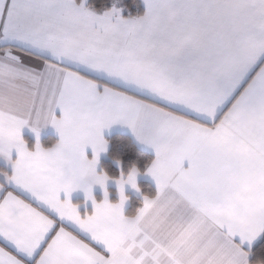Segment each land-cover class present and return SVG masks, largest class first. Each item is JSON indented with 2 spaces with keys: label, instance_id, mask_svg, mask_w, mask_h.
<instances>
[{
  "label": "snow or ice",
  "instance_id": "1",
  "mask_svg": "<svg viewBox=\"0 0 264 264\" xmlns=\"http://www.w3.org/2000/svg\"><path fill=\"white\" fill-rule=\"evenodd\" d=\"M143 3L124 18L0 0V264H249L241 245L264 232V0ZM114 124L155 151V192L131 215L140 170L97 172ZM48 125L59 140L42 147ZM77 189L91 213L67 198Z\"/></svg>",
  "mask_w": 264,
  "mask_h": 264
},
{
  "label": "crops",
  "instance_id": "2",
  "mask_svg": "<svg viewBox=\"0 0 264 264\" xmlns=\"http://www.w3.org/2000/svg\"><path fill=\"white\" fill-rule=\"evenodd\" d=\"M77 2H79V0H77ZM140 4H141V7L143 9V12H142V14H143L144 11L146 10V5L143 3V0H140ZM113 6H115L118 9H121L119 0H111L110 6H109L108 9L112 8ZM104 10H100V11L95 10V11H97L98 14H102V12ZM121 16L124 17L122 9H121ZM124 18H130V17H124ZM59 114H60L59 110H57V115L59 116ZM114 133H121V134L127 135L132 140L134 145L139 150H141V151L147 153L148 155H150L152 157V160L155 159V151H154V149H152L151 147H149V146H147L145 144L140 143L136 139V137L134 136L132 131L126 125L114 124L111 127L106 128V129H104L102 131V135H103V137H104V139L106 141H107V137H109L110 135H112ZM21 136L26 141V146L30 150H33L34 147H35V144L37 142V137H36V134L31 130V127L30 126H26L25 128H23L21 130ZM49 137L55 139L54 143L58 142V140H59V133L51 125H48V126L43 127V128L40 129L39 142H40L42 147H44L42 145V141L44 139H46V138H49ZM53 144H51L50 146H52ZM50 146H47V147H50ZM85 152H86L87 157L89 159H91L93 153H92V150H91L90 146L88 148H86ZM107 152H108V143H107V150L100 154L99 162L97 164V172L98 173L103 172L101 170L100 163H101V161L107 159ZM15 155H16L15 152H13V159H15ZM110 163H111V166L119 174V175H117V177H114V178H119L120 175H121L120 174L121 165L117 164V161H111ZM0 170L7 171L9 174H11V170H12L11 169V165L3 157H0ZM144 173H146V169H145V171L143 173H141L140 175L137 176V185L141 181L142 182H146L153 188V190L155 192V187L156 186H155L154 179L150 175H147V174H144ZM106 189H107V191L109 193V197H108L109 201L113 202V203L118 202L119 201V190H118V186L115 183L114 179H110L107 182ZM92 191H93V197L95 198L96 202H102V200L104 199V189H102L99 185H94ZM125 195L128 197V200L125 203V209H124L125 213H126L127 209L129 208L130 198L138 199L139 200V206H140L141 202H142V198L144 196V195H141L140 189H139V192H137L130 185H125ZM61 198H65V194L64 193H61ZM67 198H69L72 203H74V204H76L78 206V210L82 214L83 213H91L93 211L92 201L86 199L85 193H84V191L82 189L74 190L70 194V196L67 197ZM262 234H263V232H261L258 235V237L252 242L250 247H249V244H248L247 241L243 242V244L241 245L242 250L250 252L251 249L255 246V244L260 240ZM234 242L240 243V239H239L238 236L234 238ZM248 259H249V264H251L250 263V255H249Z\"/></svg>",
  "mask_w": 264,
  "mask_h": 264
},
{
  "label": "trees",
  "instance_id": "3",
  "mask_svg": "<svg viewBox=\"0 0 264 264\" xmlns=\"http://www.w3.org/2000/svg\"><path fill=\"white\" fill-rule=\"evenodd\" d=\"M119 2L120 7L123 10L124 17L138 16L143 12L140 0H119ZM110 3L111 0H87V5H90L97 11L108 9ZM54 142L55 139L49 137L42 141V145L47 147ZM107 142V159L101 161L100 167L101 170L109 177H117V175H119L118 172L111 166V161H119V164L121 165L120 174L123 172L126 175L133 165H135L140 172L143 173L152 160V157L139 150L127 135L114 133L107 137ZM138 187L141 195H151L154 193L153 188L146 182H139ZM138 206L139 200L130 198V205L126 214H134ZM257 260H264V232L260 240L250 251V263L256 264Z\"/></svg>",
  "mask_w": 264,
  "mask_h": 264
}]
</instances>
